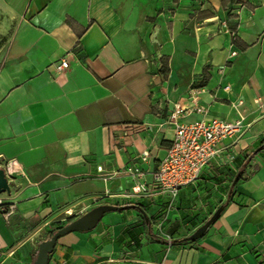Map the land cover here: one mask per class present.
Masks as SVG:
<instances>
[{
    "label": "crops",
    "instance_id": "0c3cea01",
    "mask_svg": "<svg viewBox=\"0 0 264 264\" xmlns=\"http://www.w3.org/2000/svg\"><path fill=\"white\" fill-rule=\"evenodd\" d=\"M177 104L182 123L245 129L173 201L155 173ZM263 142L264 0H0V197L13 206L0 264H34L58 226L127 202L149 222L110 212L62 237L49 264H264Z\"/></svg>",
    "mask_w": 264,
    "mask_h": 264
},
{
    "label": "built area",
    "instance_id": "2783aa9c",
    "mask_svg": "<svg viewBox=\"0 0 264 264\" xmlns=\"http://www.w3.org/2000/svg\"><path fill=\"white\" fill-rule=\"evenodd\" d=\"M237 55L238 53L234 51L230 57L234 58ZM69 67V62L64 59L56 65V71L62 73ZM225 90L229 91L230 86L225 87ZM241 105L242 102L239 101L233 106L239 108ZM187 111L179 104L175 106L170 116V122L174 126V140L155 173L159 189L163 194L169 195L173 201L182 187L198 182L205 168L213 160L221 157L224 153L222 143L226 139L241 135L245 129L244 118L229 122L217 118L207 120L205 117L192 123H182L181 119L189 113ZM196 111L204 116L206 114L202 107H197ZM147 155V153L143 154L144 157ZM98 170L102 171V168ZM138 173V170L132 169L126 172L131 176ZM12 211L13 206L7 205L0 197V213L8 216ZM167 238L171 241L169 236Z\"/></svg>",
    "mask_w": 264,
    "mask_h": 264
},
{
    "label": "water",
    "instance_id": "95a60500",
    "mask_svg": "<svg viewBox=\"0 0 264 264\" xmlns=\"http://www.w3.org/2000/svg\"><path fill=\"white\" fill-rule=\"evenodd\" d=\"M261 149L262 148H260L259 151ZM240 175L241 174L237 176V178L235 179L232 185L230 196L233 193L235 185L239 181ZM9 192H10V186L8 183V179L6 177V172L4 169H0V195ZM129 208L140 210L143 213L146 221L149 222L147 214L138 205L115 206L109 204H102L86 212L79 218L72 220L71 222H69L68 224L57 230L56 233L49 240L42 242L39 246L37 258L34 264H49L51 255L54 253L56 245L62 237L75 232H89L91 230H94L106 214L110 212L124 211ZM224 209H225V205L221 206L213 214V216L203 226H201L194 234L188 237L186 241L195 242L201 239L208 231V229L211 227V225L216 220H218Z\"/></svg>",
    "mask_w": 264,
    "mask_h": 264
},
{
    "label": "trees",
    "instance_id": "16d2710c",
    "mask_svg": "<svg viewBox=\"0 0 264 264\" xmlns=\"http://www.w3.org/2000/svg\"><path fill=\"white\" fill-rule=\"evenodd\" d=\"M262 145H264V142L261 144V146H262ZM243 166H244V162H243L242 165L240 166V170L243 169ZM235 177H236V175L234 176L232 182L234 181ZM130 204H131V203L127 202V203L118 204V205H130ZM139 205H140L141 207H143L142 204H139ZM64 225H66V224H62V225L58 226V228H57L54 232H52V233L49 235V238H51V237L56 233V231L59 230L60 228H62Z\"/></svg>",
    "mask_w": 264,
    "mask_h": 264
},
{
    "label": "rangeland",
    "instance_id": "374dc122",
    "mask_svg": "<svg viewBox=\"0 0 264 264\" xmlns=\"http://www.w3.org/2000/svg\"><path fill=\"white\" fill-rule=\"evenodd\" d=\"M110 213H108L106 216H105V218H104V220L102 221V222H104L105 220H106V218H107V216H111V214L109 215ZM10 222H12L11 220H10ZM102 224V223H101ZM99 226H100V224H99Z\"/></svg>",
    "mask_w": 264,
    "mask_h": 264
}]
</instances>
